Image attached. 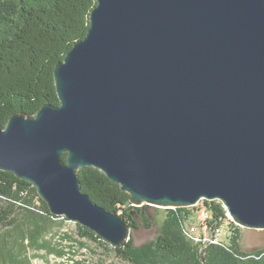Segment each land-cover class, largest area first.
Instances as JSON below:
<instances>
[{"label": "water", "instance_id": "obj_1", "mask_svg": "<svg viewBox=\"0 0 264 264\" xmlns=\"http://www.w3.org/2000/svg\"><path fill=\"white\" fill-rule=\"evenodd\" d=\"M54 76L60 104L0 125V170L53 214L130 238L82 189L95 167L136 207L219 200L264 230V0H97Z\"/></svg>", "mask_w": 264, "mask_h": 264}, {"label": "trees", "instance_id": "obj_2", "mask_svg": "<svg viewBox=\"0 0 264 264\" xmlns=\"http://www.w3.org/2000/svg\"><path fill=\"white\" fill-rule=\"evenodd\" d=\"M96 5L97 0H0V125L6 126L15 113L34 114L45 104H60L56 63L86 36ZM77 174L83 191L117 212L130 228L139 226L134 210L147 227L152 225L144 207L134 206L130 193L101 170L82 167ZM204 204L212 211L210 224L229 222L233 227L228 241L201 247L185 232L186 221L198 208H167L154 241L137 247L130 235L114 246L117 256L131 264H264V248L251 253L242 249L241 227L229 219L222 202L204 200ZM60 218L68 220L53 214L31 183L0 170V223L11 228L0 236V264H30L28 249H48L46 227ZM78 229L82 238L105 240L88 227L78 224Z\"/></svg>", "mask_w": 264, "mask_h": 264}, {"label": "rangeland", "instance_id": "obj_3", "mask_svg": "<svg viewBox=\"0 0 264 264\" xmlns=\"http://www.w3.org/2000/svg\"><path fill=\"white\" fill-rule=\"evenodd\" d=\"M202 203L194 207L200 209L203 205ZM143 207L147 211L152 225L147 227L138 211H133L139 226L138 228H131L130 233L137 247L147 245L156 239L161 232L163 219L166 214V208L163 207L149 205H144ZM202 219L204 218L200 210H195L194 215L186 221V226L195 235V238H198L200 233L203 239H207L211 233L210 231L202 232L199 229ZM10 229V225L0 223V236L8 234ZM46 229L47 232L44 238L48 240L49 248L42 250L28 249L26 255L30 257V264H131L118 257L114 246L108 241H94L82 238L79 233L78 223L75 221L60 218L53 223H48ZM231 231H233V227L228 222V224H225L220 238L228 241L232 235ZM240 237L241 247L246 252L251 253L264 248L263 229L241 227ZM203 239L198 242L205 244L206 241Z\"/></svg>", "mask_w": 264, "mask_h": 264}, {"label": "built area", "instance_id": "obj_4", "mask_svg": "<svg viewBox=\"0 0 264 264\" xmlns=\"http://www.w3.org/2000/svg\"><path fill=\"white\" fill-rule=\"evenodd\" d=\"M204 200H201L198 204L200 205V203H202ZM202 207L198 210H200V213L202 215V217L204 219H202V222H201V225H200V228L202 230V232L204 231H210V237H208L207 239H203L201 237V234L199 233V237L201 238H195V235H193L190 231V229L186 226L185 227V232L187 234V236L193 240L194 242L196 243H199L202 247L206 246L207 244L209 243H215V244H219V243H223L224 240L220 238V236L222 235L223 233V229H224V226L225 224H221L219 226H214L213 224H210V220L213 219V216H212V211L207 207L205 206L204 202L202 203ZM228 215V213H227ZM229 219L232 221L231 217L228 215ZM228 224V222H227ZM208 233V232H207ZM201 239L205 240L206 243H202V242H198L200 241Z\"/></svg>", "mask_w": 264, "mask_h": 264}]
</instances>
